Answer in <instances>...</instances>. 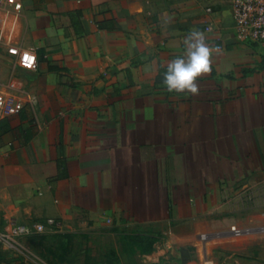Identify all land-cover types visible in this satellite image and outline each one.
I'll return each instance as SVG.
<instances>
[{
    "label": "crops",
    "instance_id": "obj_1",
    "mask_svg": "<svg viewBox=\"0 0 264 264\" xmlns=\"http://www.w3.org/2000/svg\"><path fill=\"white\" fill-rule=\"evenodd\" d=\"M17 1L0 27L14 18L11 45L38 65L23 112L0 124V218L64 231L204 221L213 235L234 191L247 226H264V45L237 38L231 0ZM193 29L211 70L198 93L169 92L162 74Z\"/></svg>",
    "mask_w": 264,
    "mask_h": 264
},
{
    "label": "rangeland",
    "instance_id": "obj_2",
    "mask_svg": "<svg viewBox=\"0 0 264 264\" xmlns=\"http://www.w3.org/2000/svg\"><path fill=\"white\" fill-rule=\"evenodd\" d=\"M15 22L14 18L5 17L0 27V38L8 42L7 47L14 38ZM14 60L0 56V89L27 102L26 91L33 70ZM233 194V203L222 216H216L225 221L220 229L253 228L247 226L253 222L244 221L251 207L237 205L234 191ZM257 214L255 224L264 225V210ZM15 224L9 225L1 217L0 232H9ZM213 230L204 221L194 224L171 221L160 222V228L118 227L105 223L83 230L48 231L20 239L15 248L0 243V264H264V232L239 238H214L203 245L199 236ZM138 245L153 246V252L143 255Z\"/></svg>",
    "mask_w": 264,
    "mask_h": 264
},
{
    "label": "built area",
    "instance_id": "obj_3",
    "mask_svg": "<svg viewBox=\"0 0 264 264\" xmlns=\"http://www.w3.org/2000/svg\"><path fill=\"white\" fill-rule=\"evenodd\" d=\"M12 5L14 11L20 12L22 4L17 0H0V10L6 6ZM233 11L234 30L237 38L241 42L264 45V0H231ZM209 14L213 13L211 7L207 9ZM207 33L215 32V24L208 20L204 26ZM1 43V38H0ZM8 54L16 58L21 66L35 70L38 65V57L34 51L22 50L18 46H8ZM26 103L21 97L13 95L0 89V124L14 116L20 115ZM111 223V220H108ZM62 232V221L55 218H48L42 222H32L29 224H15L7 233L0 232V243L7 247L15 248L17 242L35 234L45 232ZM264 232V227L250 228L232 226L227 232H218L213 235L201 234L199 241L204 245L214 238L221 237H246Z\"/></svg>",
    "mask_w": 264,
    "mask_h": 264
},
{
    "label": "clouds",
    "instance_id": "obj_4",
    "mask_svg": "<svg viewBox=\"0 0 264 264\" xmlns=\"http://www.w3.org/2000/svg\"><path fill=\"white\" fill-rule=\"evenodd\" d=\"M211 49L204 33L190 30L184 40V51L167 63L162 84L169 92L196 94L199 78L211 70Z\"/></svg>",
    "mask_w": 264,
    "mask_h": 264
},
{
    "label": "trees",
    "instance_id": "obj_5",
    "mask_svg": "<svg viewBox=\"0 0 264 264\" xmlns=\"http://www.w3.org/2000/svg\"><path fill=\"white\" fill-rule=\"evenodd\" d=\"M81 11H78L76 14L72 15V21L75 25V18L78 16H81ZM99 29L103 30H109V29H117L118 23L115 18L112 19H105L104 21H101L98 23ZM138 250H140L141 254L143 255H150L153 252V246H150L149 248H143L138 245Z\"/></svg>",
    "mask_w": 264,
    "mask_h": 264
}]
</instances>
